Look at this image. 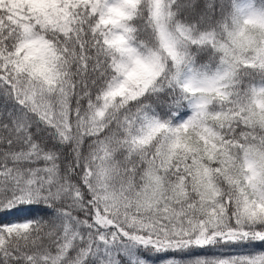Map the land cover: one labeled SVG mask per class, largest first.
Instances as JSON below:
<instances>
[{"label": "snow or ice", "instance_id": "6c2138e0", "mask_svg": "<svg viewBox=\"0 0 264 264\" xmlns=\"http://www.w3.org/2000/svg\"><path fill=\"white\" fill-rule=\"evenodd\" d=\"M0 264H264V0H0Z\"/></svg>", "mask_w": 264, "mask_h": 264}]
</instances>
